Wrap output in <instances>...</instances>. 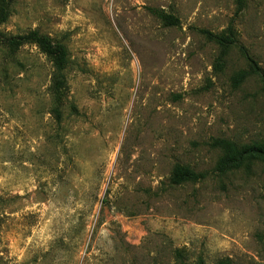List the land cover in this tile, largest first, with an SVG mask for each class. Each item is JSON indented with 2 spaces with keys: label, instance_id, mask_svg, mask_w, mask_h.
<instances>
[{
  "label": "rangeland",
  "instance_id": "374dc122",
  "mask_svg": "<svg viewBox=\"0 0 264 264\" xmlns=\"http://www.w3.org/2000/svg\"><path fill=\"white\" fill-rule=\"evenodd\" d=\"M242 1L0 0V264H264V158L219 169L220 142L264 141ZM32 31L66 51L58 93L3 41Z\"/></svg>",
  "mask_w": 264,
  "mask_h": 264
},
{
  "label": "trees",
  "instance_id": "16d2710c",
  "mask_svg": "<svg viewBox=\"0 0 264 264\" xmlns=\"http://www.w3.org/2000/svg\"><path fill=\"white\" fill-rule=\"evenodd\" d=\"M238 3L243 6L242 0H238ZM4 17L5 14L2 11L0 22L4 19ZM164 19L169 20L171 23L176 22V20L170 15L165 16ZM3 41H5L9 46H18L25 42H32L36 44L43 53L53 59L54 71L51 83L53 90L58 93L65 87L66 80L62 71L66 68L68 60L66 59V51L63 47L53 45L49 42V39L46 36L40 35L37 31H32L24 36L4 38ZM246 58L250 62L252 72L258 76L261 85L264 88V69L260 68L252 60V58H249V56L246 55ZM219 145L225 150V155L219 163V169L222 172H227L230 169L238 167L244 159L253 157L264 158V141L253 142L241 146L228 141H222ZM199 177L200 174L195 173L193 170L183 165L177 164L171 176V181L173 184L180 185L183 183L195 182L199 179Z\"/></svg>",
  "mask_w": 264,
  "mask_h": 264
}]
</instances>
